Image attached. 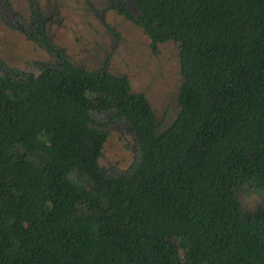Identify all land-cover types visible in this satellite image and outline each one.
<instances>
[{"label":"trees","instance_id":"1","mask_svg":"<svg viewBox=\"0 0 264 264\" xmlns=\"http://www.w3.org/2000/svg\"><path fill=\"white\" fill-rule=\"evenodd\" d=\"M130 1L153 54L177 44V112L157 131L125 77L75 67L38 23L53 63L0 60V264H264V0ZM91 110L135 137L128 171H100Z\"/></svg>","mask_w":264,"mask_h":264},{"label":"rangeland","instance_id":"2","mask_svg":"<svg viewBox=\"0 0 264 264\" xmlns=\"http://www.w3.org/2000/svg\"><path fill=\"white\" fill-rule=\"evenodd\" d=\"M100 2L0 0V60L13 77L34 74L41 65L55 61L44 46L29 40L19 29L23 25L27 28L26 23H21L22 17L24 20L31 13L39 14L42 33L55 48L64 50L72 65L85 71L125 77L130 91L145 97L160 131L177 112L175 98L180 82L177 44L170 41L158 44L157 53L153 54L140 28L113 10L99 13L104 8L97 7ZM124 3L134 17L136 12L130 1ZM110 115L89 112L91 127L107 134L97 160L100 171L107 176L128 171L137 159L135 137L125 121L111 119ZM57 165L63 172L68 169L62 163ZM67 175L72 177L70 172ZM256 201L259 202L250 193H239V206L246 215L256 210Z\"/></svg>","mask_w":264,"mask_h":264},{"label":"flooded vegetation","instance_id":"3","mask_svg":"<svg viewBox=\"0 0 264 264\" xmlns=\"http://www.w3.org/2000/svg\"><path fill=\"white\" fill-rule=\"evenodd\" d=\"M130 1V0H129ZM130 3H131V1H130ZM132 4V3H131ZM99 6H104V8L103 9H101V10H99L98 12L100 13V12H103L104 10L105 11H109V10H113L117 15H119V16H121V17H123V15H121V14H119L117 11H116V8L118 7V6H120V7H123V9H125V11L127 12V13H129V11L127 10V7H126V5H125V3H124V0H101V2L97 5V7H99ZM132 6H133V4H132ZM134 7V6H133ZM96 13V12H95ZM31 14H33L34 15V17H31L30 15H29V18L28 19H24L25 20V22H24V20H23V17L21 18L22 19V25L24 24V23H26V26H27V28L25 27V25H23L22 26V32L26 35V31H27V35L28 34H30L31 33V31L38 25V23L40 24V26H41V17H40V15L39 14H36V13H31ZM130 14V13H129ZM15 14L13 13V16H14ZM18 18H19V16H17ZM124 18V17H123ZM30 19H33V24H31L30 22H29V20ZM29 22V26L27 25V23ZM127 22H130V21H127ZM131 23V22H130ZM26 29V30H24V28ZM28 27H29V30H28ZM24 30V31H23ZM41 32H42V30H41ZM31 40V39H30ZM49 40V39H48ZM31 41H33V40H31ZM35 43V42H34ZM36 44V43H35ZM45 48V47H44Z\"/></svg>","mask_w":264,"mask_h":264}]
</instances>
